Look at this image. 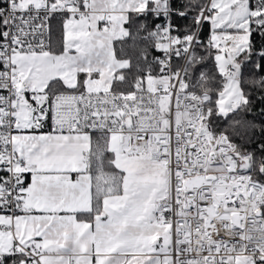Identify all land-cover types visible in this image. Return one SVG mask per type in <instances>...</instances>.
<instances>
[{"label": "snow or ice", "instance_id": "obj_1", "mask_svg": "<svg viewBox=\"0 0 264 264\" xmlns=\"http://www.w3.org/2000/svg\"><path fill=\"white\" fill-rule=\"evenodd\" d=\"M0 264H264V0H0Z\"/></svg>", "mask_w": 264, "mask_h": 264}]
</instances>
